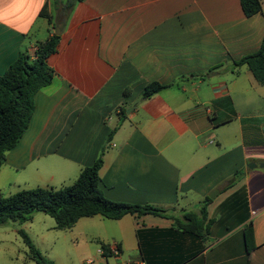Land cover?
I'll return each instance as SVG.
<instances>
[{
    "label": "crops",
    "instance_id": "obj_1",
    "mask_svg": "<svg viewBox=\"0 0 264 264\" xmlns=\"http://www.w3.org/2000/svg\"><path fill=\"white\" fill-rule=\"evenodd\" d=\"M46 1L0 0V74L51 35L39 14ZM261 2L246 16L240 0H82L59 27L47 59L52 80L36 91L28 127L3 164L30 168L37 181L50 173L46 184L60 187L103 149L107 198L166 210L81 217L75 224L96 242L97 263L264 264V84L233 64L262 43ZM151 81L168 86L144 98ZM203 205L204 238L174 226L171 216H201ZM101 243L119 253L103 256Z\"/></svg>",
    "mask_w": 264,
    "mask_h": 264
},
{
    "label": "trees",
    "instance_id": "obj_2",
    "mask_svg": "<svg viewBox=\"0 0 264 264\" xmlns=\"http://www.w3.org/2000/svg\"><path fill=\"white\" fill-rule=\"evenodd\" d=\"M82 0H49L46 1L39 14L45 16L51 24V35L38 41L31 58L26 50L19 52L7 69L0 74V168L5 160L6 152L12 149L25 130L35 108L36 91L49 84L54 70L48 64V57L57 50L60 35L55 33L54 25L59 27L67 20L75 4ZM49 3L54 11L48 10ZM241 9L246 16L262 10L261 0H240ZM235 66L245 64L255 80L264 84V36L260 47L233 61ZM158 81L148 82L142 96L149 98L154 93L167 87ZM126 90L125 93H128ZM120 113L125 116V108L120 107ZM120 122L109 129L106 141H109ZM103 163V149L93 163L81 168L77 177L70 183L60 187H28L9 195L0 193V225L7 221L24 222L32 218L36 210L43 211L55 220V228L66 229L72 227L81 217L102 215L111 219H118L125 214L157 215L166 214L162 207L152 204L130 203L107 198L100 185L99 169ZM210 200L209 197L205 201ZM201 216L195 213H184L182 218L174 217V226L192 232L204 238L208 232L205 223V205L201 207ZM22 239L28 247L30 257L37 264H45L39 249L34 245L25 230L19 229ZM244 243L247 253L255 248L253 228H244ZM102 255L112 253L107 244L101 243ZM118 247V246H117ZM119 249V248H118ZM53 264L52 261L48 262Z\"/></svg>",
    "mask_w": 264,
    "mask_h": 264
},
{
    "label": "rangeland",
    "instance_id": "obj_3",
    "mask_svg": "<svg viewBox=\"0 0 264 264\" xmlns=\"http://www.w3.org/2000/svg\"><path fill=\"white\" fill-rule=\"evenodd\" d=\"M45 35L46 30L40 25L37 37L42 39ZM129 108H126L125 112ZM31 172L30 168L18 171L11 165L3 164L0 169V193L9 195L20 189L38 185L44 187H59L60 185L46 184L50 173H43V177H38L37 181L32 177ZM54 226V218L39 210L32 213L30 220L7 221L1 224L0 264H37L36 260L30 257L28 247L18 232L19 229L25 230L29 235L41 252L45 264H49V261L53 264H85L87 258H92L93 264H117V262L123 264L121 260L124 258L117 259L114 256H109L108 261L103 260V263H97L96 242L85 237V230L80 222L66 229H57Z\"/></svg>",
    "mask_w": 264,
    "mask_h": 264
},
{
    "label": "built area",
    "instance_id": "obj_4",
    "mask_svg": "<svg viewBox=\"0 0 264 264\" xmlns=\"http://www.w3.org/2000/svg\"><path fill=\"white\" fill-rule=\"evenodd\" d=\"M108 248H109L110 252H111L112 254H114V255H117V254L119 253V249H118V247L116 246V244H110ZM99 252L102 254L103 249L100 248V249H99ZM93 262H94V261H93L92 258H87V259L85 260V264H93Z\"/></svg>",
    "mask_w": 264,
    "mask_h": 264
},
{
    "label": "water",
    "instance_id": "obj_5",
    "mask_svg": "<svg viewBox=\"0 0 264 264\" xmlns=\"http://www.w3.org/2000/svg\"><path fill=\"white\" fill-rule=\"evenodd\" d=\"M54 28H55V33L56 34H58V35H60L61 34V29L59 28V26L55 23V25H54ZM139 102H137L136 104H138ZM134 108V106H131L129 109H127L126 110V113H129L132 109ZM256 164L254 163V162H251L250 164H249V166L251 167V166H255ZM215 192L214 193H210L208 196L210 197V198H213L214 197V194L215 193H217V189L216 190H214Z\"/></svg>",
    "mask_w": 264,
    "mask_h": 264
}]
</instances>
